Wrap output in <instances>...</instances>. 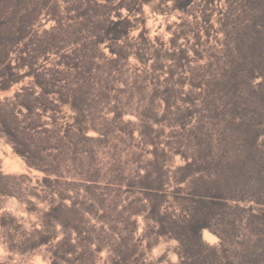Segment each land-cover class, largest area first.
<instances>
[{"label":"trees","instance_id":"obj_1","mask_svg":"<svg viewBox=\"0 0 264 264\" xmlns=\"http://www.w3.org/2000/svg\"><path fill=\"white\" fill-rule=\"evenodd\" d=\"M151 1L0 0V92L19 86L0 99V141L44 174L41 194L26 185L28 175L0 170V205L6 198L25 201L29 212L47 205L41 228L18 244L12 238L10 251L46 246L51 264H94L105 251L108 264H145L136 239L143 217L155 236L179 242L177 264H264V0H225L223 8V0H167L183 13L197 6L196 25L222 35L204 50L211 32L203 42L199 29L194 55L179 46L183 34L169 47L148 37L143 7ZM132 58L140 67L131 72ZM150 85V103L120 96ZM156 98L178 128L176 142L153 134L147 119ZM127 114L138 117L153 156L131 176L115 170L113 153L108 164L101 157L123 131L116 124L133 126ZM170 152L184 161L175 170ZM115 187L127 194L122 210ZM8 218L16 221L3 214L0 228ZM205 231L219 243L206 242Z\"/></svg>","mask_w":264,"mask_h":264},{"label":"rangeland","instance_id":"obj_2","mask_svg":"<svg viewBox=\"0 0 264 264\" xmlns=\"http://www.w3.org/2000/svg\"><path fill=\"white\" fill-rule=\"evenodd\" d=\"M224 1L220 5L218 3V7H224ZM144 18H145V28L148 32V37L151 40H155V38L161 39L164 43H166L167 47L170 46V39L173 34H183L182 37L178 40L179 46L182 48H186L190 50V54L194 55L193 49L194 47H198L196 34L199 29L201 30V34L204 35L206 30L211 32V41L209 43H204L203 46H199L201 49H210L213 45H215V38L218 36L219 39L222 38V35L217 34L215 30L211 29L209 26H205L204 24L196 25V16L199 15L198 21L201 22V14H199V10L197 6H193L187 13H183L180 11H175L172 8V3L167 0H152L150 4H146L143 7ZM249 16H251L249 14ZM219 18L218 13H216L213 17L212 23L215 25V28H218L219 25L217 20ZM249 19L251 17H248ZM256 18L255 15L253 19ZM45 22V21H44ZM53 22H49L45 27L50 28L53 26ZM143 25H140V29L134 31L131 34V37H137ZM206 36H203V42L206 41ZM207 61H201L200 64H205ZM139 66L138 62L135 59L130 60V70L131 72L135 70V67ZM165 76V75H164ZM120 89L125 88V86L120 83L118 86ZM19 88V86L14 87L8 93L0 92V99H3L7 96H12L15 91ZM128 92L127 94H121L120 96L123 98H129L133 104H139V102H144V104L150 103L152 100L154 87L149 86L147 90L144 91L142 95H140L139 90H135ZM179 105V104H178ZM135 108L137 106L134 105ZM176 108V105L173 109ZM153 109L155 113L149 115L147 119L149 124L154 129V136H158L161 142H176V132L178 128H171L168 125V120L164 118V114L166 111V104L159 98H156ZM112 118V115L108 116ZM124 122H132L133 126L125 127L122 124H116V127L123 130H117L114 133V139L111 143V148L108 145L101 151V157L103 159L102 162L108 164L109 152L115 155L116 171H121L125 176H131L135 174V172L140 168V166L145 165L149 160L153 158L150 153L152 147L146 146L142 137L139 134V125L140 121L138 117L134 114H127L124 117ZM131 129L135 130L134 139H132L129 135V131ZM91 135H95L91 133ZM133 152H137L138 154H142V157L139 160H135L133 156ZM168 157V167L171 170H175L178 166L184 164V161L178 155H173L171 152ZM109 167V166H108ZM107 167V168H108ZM104 170V172L107 170ZM0 170L5 174L12 175H28L33 179L32 183H26V185L31 188H36V191L43 194V187L39 186L38 181H41L44 174L30 169L24 160L17 156L10 145H8L5 140L0 141ZM105 184V183H104ZM103 184V185H104ZM113 194L122 198V202L120 203L119 210L123 209V206H126L128 201L125 200V193H121L118 191L117 187L112 188ZM107 192V191H106ZM132 196V198H134ZM33 201H36L33 198ZM169 204H167V208L170 211H174L178 209V206L173 202V199H170ZM28 205L25 201H20L17 198H6L2 201L0 205V217L3 214H9L12 217L16 218V221H12L11 219H7V223L9 227L5 230L0 228V263L6 264H51V255L49 253L48 247L44 246L32 253L21 254L19 252L10 251L8 249V241L12 238L15 239L14 242L17 244L21 240V234L24 232H32L35 228H41V216L43 212L47 210V205L44 203L38 204V211L29 212L27 210ZM178 212V211H177ZM139 229L136 234V239L141 240L142 251L145 254V260L141 262H145V264H177L179 263L178 257V249L179 242L175 239H171L169 237H157L151 231V228L147 227V223L145 222L143 217L138 218ZM150 226H153L151 223ZM121 227V226H120ZM123 228V227H121ZM147 231H150V234L144 236ZM9 234H8V233ZM203 238L206 242L211 245H217L219 243V239L211 234L209 231H205L203 234ZM150 245V247H149ZM108 254L107 252H103L100 255V259L95 260L94 264H108L107 260ZM141 264V263H140Z\"/></svg>","mask_w":264,"mask_h":264}]
</instances>
